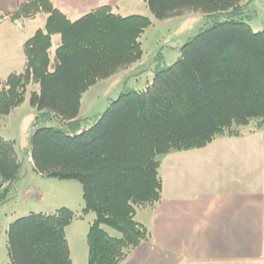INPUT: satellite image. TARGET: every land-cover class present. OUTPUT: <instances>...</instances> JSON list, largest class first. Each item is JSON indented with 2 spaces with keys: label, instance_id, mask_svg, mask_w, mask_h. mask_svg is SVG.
Wrapping results in <instances>:
<instances>
[{
  "label": "trees",
  "instance_id": "obj_1",
  "mask_svg": "<svg viewBox=\"0 0 264 264\" xmlns=\"http://www.w3.org/2000/svg\"><path fill=\"white\" fill-rule=\"evenodd\" d=\"M144 1L159 21L200 11L211 22L187 39L173 64L156 65L146 89L124 87L110 99L90 127L79 118L84 94L142 59V37L153 18L104 5L71 19L55 0H26L6 14L48 17L24 44L25 69L0 78V130L3 118L25 102L29 85L38 84L29 99L37 110L34 169L82 184L83 211L96 214L88 264H122L149 238L136 216L163 198L162 155L240 136L253 121L264 126V30L240 16L245 0ZM53 119L59 125L45 124ZM22 167L15 141L0 136L1 197ZM76 217L63 206L15 219L7 231L9 264H74L66 229Z\"/></svg>",
  "mask_w": 264,
  "mask_h": 264
},
{
  "label": "crops",
  "instance_id": "obj_2",
  "mask_svg": "<svg viewBox=\"0 0 264 264\" xmlns=\"http://www.w3.org/2000/svg\"><path fill=\"white\" fill-rule=\"evenodd\" d=\"M25 1L0 0V66H7V76L25 69L24 44L48 17L6 16ZM122 1L55 0V5L78 19L100 6L118 8ZM56 37L53 51L60 35ZM7 76L0 73V78ZM130 80L124 78L121 89ZM81 113L82 106L80 119ZM248 130L240 136H220L203 148L162 155L163 198L136 216L148 227L149 238L122 264H264V126ZM4 248L8 253L7 244ZM5 260L9 264V256Z\"/></svg>",
  "mask_w": 264,
  "mask_h": 264
},
{
  "label": "rangeland",
  "instance_id": "obj_3",
  "mask_svg": "<svg viewBox=\"0 0 264 264\" xmlns=\"http://www.w3.org/2000/svg\"><path fill=\"white\" fill-rule=\"evenodd\" d=\"M114 11L124 16L132 13L152 16L149 7L144 5L142 0L141 2L123 0L121 6L115 7ZM240 16H243L255 31L264 30V0H245L242 3ZM40 18L42 17L40 16L38 21ZM152 18L155 24L150 26L142 37L145 55L138 61V66L131 65L126 72H119L120 75L114 76L110 81H99L100 83H96L84 94L81 113L83 126H92L97 121L99 113L104 112L108 107L109 100L118 98L119 91L124 89H121L124 78L131 79L126 84V89H146L152 82L156 65L173 64L179 58L180 49L187 39L198 34L202 27L211 22L208 16L200 11L164 21H158L153 16ZM54 40L56 43L57 37ZM7 69L5 65L0 66V73L7 76L9 73ZM137 76L139 80L134 79ZM38 89V84L29 85L26 103L3 118V126L0 130V136L15 141L23 164L20 178L9 186L6 197L0 196V264H6L8 253L3 252L4 244L8 242V227L15 219L31 212L52 213L64 205L71 206L77 214L66 229L73 263L88 264L87 236L96 214L93 211L88 213L83 211L85 203L82 184L77 180L42 176L34 170L30 146L37 110L30 105L29 99L31 92ZM45 124L57 126L59 122L53 119ZM255 124L256 121L251 122V126L257 127ZM251 126H243L242 132L249 133L248 129ZM162 158L161 156L160 159ZM105 228L115 233L112 228L107 226Z\"/></svg>",
  "mask_w": 264,
  "mask_h": 264
}]
</instances>
